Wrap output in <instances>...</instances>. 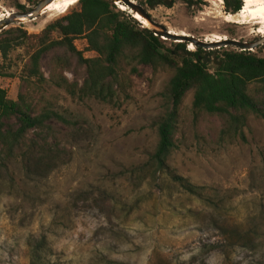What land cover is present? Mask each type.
I'll use <instances>...</instances> for the list:
<instances>
[{"label":"rangeland","instance_id":"374dc122","mask_svg":"<svg viewBox=\"0 0 264 264\" xmlns=\"http://www.w3.org/2000/svg\"><path fill=\"white\" fill-rule=\"evenodd\" d=\"M77 1L56 4L5 29L39 33ZM169 1L144 7L173 32L206 41L251 42L264 35L262 15L246 16L244 1L235 14L224 11L223 0L192 6L186 0ZM14 5L0 0V20L18 10ZM116 6L130 12L121 3ZM75 45L83 50L85 40L78 38ZM223 49L208 51L210 70ZM252 52L264 56V43ZM26 60L20 48L7 59L0 56L1 72L10 74L0 78L8 98H17ZM47 61L41 62L46 77ZM135 68L137 73L126 67V93L115 104L78 101L63 89L46 88L48 99L71 124L55 126L58 157L51 169L28 172L15 161L9 175L0 178V264H264V121L251 115L243 139L220 143L223 119L202 113L193 119L190 91L181 105L178 147L168 164L201 193L166 172L138 182L128 170L146 161L156 146L153 121L172 72L141 64ZM63 74L80 82L85 76L74 61Z\"/></svg>","mask_w":264,"mask_h":264},{"label":"trees","instance_id":"16d2710c","mask_svg":"<svg viewBox=\"0 0 264 264\" xmlns=\"http://www.w3.org/2000/svg\"><path fill=\"white\" fill-rule=\"evenodd\" d=\"M6 1L14 2L18 10L27 9L18 0ZM25 1L34 6L39 0ZM186 1L188 6L199 3V0ZM242 2L223 0L224 11L238 13ZM160 3L161 0L140 2L150 8ZM78 38L85 40L83 50L75 45ZM168 41L170 47L166 46ZM188 45L154 35L132 12L118 8L110 0H78L75 7L47 23L39 33H28L21 27L2 30L1 58L7 59L20 48L27 60L22 64L16 99L8 98L0 86V178L9 175V165L15 161H20L30 172L33 168L49 170L57 160L55 126H67L71 122L48 99L49 85L63 89L74 100L94 99L115 104L126 93V67L131 66L130 70L137 73L135 65L141 64L153 71L168 69L172 73L160 93L161 112L153 121L156 146L147 160L129 168L128 174L139 182L166 172L189 191L201 193L199 186L176 174L168 164L178 147L183 100L191 91L193 119L201 113L223 119L218 133L220 143L243 139L249 116L264 121V56L250 50L222 47L221 64L210 70L207 61L210 50L201 47L189 50ZM84 51L94 55L84 57ZM44 57H48V77L41 66ZM72 61L84 69L81 82L69 80L63 74L72 68ZM1 77L10 74L0 70Z\"/></svg>","mask_w":264,"mask_h":264},{"label":"water","instance_id":"95a60500","mask_svg":"<svg viewBox=\"0 0 264 264\" xmlns=\"http://www.w3.org/2000/svg\"><path fill=\"white\" fill-rule=\"evenodd\" d=\"M53 0H39L33 7L27 8L25 10H17L9 13L5 18L0 20V32L5 29V27L12 23H19L24 21V19L32 20L37 18L44 8L51 3ZM114 4L122 3L127 6L132 12L133 17L134 14H139L141 18L145 19L152 27L146 26L152 30L154 35L161 36L163 39L173 40L175 42H187L192 44L195 47H201L208 50L219 49L221 47H236L240 50H250L257 48L259 45L264 43V35L259 39L251 42L239 41L232 38H223L222 40L216 41H206L199 38H196L193 35L187 33H177L171 30H168L161 23L155 22L148 10L140 3L135 2L134 0H110ZM169 0H165V4H169ZM137 19V18H136ZM141 22L139 19H137ZM221 64V61L216 62V66L218 67ZM216 67V68H217Z\"/></svg>","mask_w":264,"mask_h":264},{"label":"bare ground","instance_id":"6f19581e","mask_svg":"<svg viewBox=\"0 0 264 264\" xmlns=\"http://www.w3.org/2000/svg\"><path fill=\"white\" fill-rule=\"evenodd\" d=\"M75 1L76 0H53L52 1L53 3L52 2H51L52 4L49 3L44 8V10L42 12H45L47 9H50V10L56 9V7H53L56 4L71 5V4L75 3ZM242 12L246 13V16H248V17L250 15L260 14V15H262V18L264 19V0H244ZM134 16H135V18L139 19L143 23V25H145V26L150 25L145 19L141 18V16L139 14H134ZM5 17H6V15H5ZM259 21H261V19Z\"/></svg>","mask_w":264,"mask_h":264},{"label":"clouds","instance_id":"9594fccd","mask_svg":"<svg viewBox=\"0 0 264 264\" xmlns=\"http://www.w3.org/2000/svg\"><path fill=\"white\" fill-rule=\"evenodd\" d=\"M243 1H244V0H243ZM240 10H241V9H240ZM240 10H239V11H240Z\"/></svg>","mask_w":264,"mask_h":264}]
</instances>
